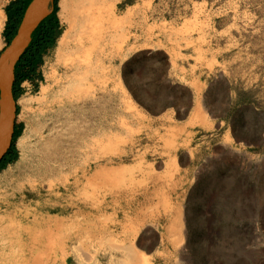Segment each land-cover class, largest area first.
Segmentation results:
<instances>
[{"label":"rangeland","instance_id":"374dc122","mask_svg":"<svg viewBox=\"0 0 264 264\" xmlns=\"http://www.w3.org/2000/svg\"><path fill=\"white\" fill-rule=\"evenodd\" d=\"M134 1L67 3L63 19L58 1L62 34L39 66L42 78L23 82L22 95L14 102L19 108L14 122L23 128L15 141L17 159L0 171V194L29 204L23 198L26 192L13 194L5 179L11 171L12 184L24 181L16 179L21 157L17 143L26 133L24 151L35 163L50 136L58 133L64 140L59 174L44 167L30 171L41 194H47L46 180L52 174L50 179L83 180L105 170L109 179V171H115L125 184L119 188L117 180L110 183L99 174L91 195L80 192L61 199L59 205L67 207L63 215L48 211L64 218V233L71 236L52 264H264V152H216L210 135L221 131L202 127L200 106L187 111L188 90L168 82L163 51L131 54L136 39L131 27L122 35L120 16L124 4ZM159 1L162 19L181 20L197 0ZM238 1L246 3L244 7L249 4L250 23L264 33V0ZM80 16L94 21L85 42V49L92 47L87 71L69 67L84 68L73 40L60 59L56 56L70 20ZM1 39L0 53L5 46ZM101 66L108 71L106 91L101 89L102 78L93 80ZM58 79L65 85L77 81L84 98L77 110L66 106L58 115L43 113V102ZM260 85L259 90L264 88ZM23 99L28 104H20ZM258 100L264 102V96ZM192 150L196 153L191 160L187 152ZM111 200L115 209L108 207ZM84 204L91 209L79 215L77 209Z\"/></svg>","mask_w":264,"mask_h":264},{"label":"crops","instance_id":"0c3cea01","mask_svg":"<svg viewBox=\"0 0 264 264\" xmlns=\"http://www.w3.org/2000/svg\"><path fill=\"white\" fill-rule=\"evenodd\" d=\"M244 4L197 0L186 18L174 20L162 19L159 0H136L120 16L122 35L131 27L136 39L131 54L163 51L168 82L188 90L187 111L200 106L202 127L221 131L210 135L218 153L264 152V33Z\"/></svg>","mask_w":264,"mask_h":264},{"label":"bare ground","instance_id":"6f19581e","mask_svg":"<svg viewBox=\"0 0 264 264\" xmlns=\"http://www.w3.org/2000/svg\"><path fill=\"white\" fill-rule=\"evenodd\" d=\"M6 1L7 0H0V48L3 44L1 33L5 22V14L1 7ZM79 1L80 0H61L59 4L60 11L58 12L59 18L63 19L64 17L65 4H77ZM51 10L52 0H36L32 4L27 13L23 34L18 43L17 50L14 52L9 64L4 61L5 58L0 62V88L2 90V98L0 101L2 113L0 119V156L6 150L12 132L14 101L12 99L10 87L13 63L28 45L32 30L51 12ZM73 19L74 20H70V25L59 39L56 56L60 59L62 53L70 46L73 40L75 41L76 50L80 54L76 56L82 58V60L78 59V61L83 62L84 68L82 64H72L69 67L73 69V71L85 70V68V71H87L90 66L88 63L91 59L89 51L92 47L85 49V42H87L88 36L93 32L92 26L94 21L91 17L84 18L82 16H80L78 20L75 18ZM73 33V39H71ZM107 72L106 67L101 66L98 72L99 74L93 78L95 81L102 78L100 85L101 89L105 91L107 89L106 83L109 80ZM83 79H85V76ZM59 81L60 79L54 82L53 86L56 89L53 87L55 90H52L51 87L50 97L44 100L42 106L43 113L47 112L52 114L55 112L58 115L60 111L66 109V106L68 107V111L73 109L77 110L78 107L76 104L78 100L81 101L84 98L83 92H81L78 83H76L77 81L67 85L63 83L64 79H62L61 83H59ZM88 85H90V82ZM20 104H28V100L23 99ZM88 114H91V111H89ZM60 136L62 135L58 133L50 136L52 139L48 142H50L51 145L47 142V144L43 146L44 152L42 151V155H39L35 163L28 161L27 154L24 151V148H26L25 144L28 141L27 134L24 133L17 143V147L21 150V157L16 167V179L19 178L24 181L18 184L19 187L17 184H12L13 180L9 179L15 175L11 174V171L5 174V179L6 183H8L7 188L13 191V194H15L14 191H16V193L26 192L23 198L29 199V207L25 205L24 202H19L20 199H17L15 195L12 196L7 193L4 195L0 194V264H15V262L20 264H28V262L34 264H52L56 261L58 252L64 245V240L71 236L64 233V218L59 217V215L51 216L48 211L61 213V215H63L67 207L60 206L59 201L67 198L69 195H75L80 192L91 195L92 193L89 192H93L96 188L95 185L97 184V180L95 179L100 176H102L100 177L102 180H110V183H113L112 180H117L119 188L125 184L124 181L117 178L115 171L108 172L109 176H111L108 179L106 177L108 174L105 170H100L97 174L98 176L100 174V176L97 177L96 175L94 179H92V177H86L83 180L80 177H75L74 180H60V177V179L58 177H56V179H50L54 174H59L61 169L59 161L62 158L64 159V156L59 153L64 141ZM86 140V145L89 143L91 145L92 140L87 138ZM74 152H78V149L75 148ZM43 167L47 173H54L49 177L47 176L49 180H46L47 194L45 195L41 194L38 189L40 184L35 183L36 180H30V171L34 174L37 172L38 168L41 169ZM25 185H27V189H25ZM112 202V200L108 202V207L115 209L116 205L115 203L112 204ZM76 208L78 207L76 206ZM90 209L91 207L88 208V206L84 204V206L82 208L79 207L77 211H79L78 213L81 215L80 213H85ZM79 231L80 229L77 232ZM79 234H81V232ZM79 234L77 237H79Z\"/></svg>","mask_w":264,"mask_h":264},{"label":"trees","instance_id":"16d2710c","mask_svg":"<svg viewBox=\"0 0 264 264\" xmlns=\"http://www.w3.org/2000/svg\"><path fill=\"white\" fill-rule=\"evenodd\" d=\"M31 1L32 0H12L4 7L6 21L1 35L5 46L2 51L14 38L25 10ZM58 1L59 0H52L51 12L34 28L30 35L28 45L24 48L14 65L11 88L14 102L22 95L21 85L23 82L32 81L34 78H42L38 72L39 66L43 63L45 54L55 48L57 39L62 34V27L57 17ZM18 109L16 105V114L18 113ZM22 128L23 125L21 123L14 122L10 146L0 159V171L17 159L18 152L15 147V141L20 136Z\"/></svg>","mask_w":264,"mask_h":264},{"label":"water","instance_id":"95a60500","mask_svg":"<svg viewBox=\"0 0 264 264\" xmlns=\"http://www.w3.org/2000/svg\"><path fill=\"white\" fill-rule=\"evenodd\" d=\"M36 0H32L30 2V4L28 5L27 9L25 10V13H24V16L21 20V23L17 29V32L14 36V38L11 40L10 44L3 50V52L1 53L0 55V62L1 60H3L4 58V61H6L8 64H9V61L10 59L12 58V56L14 55V52L17 50V46H18V43L20 41V38L22 37V34H23V29H24V24H25V21H26V17H27V13L28 11L30 10V7L32 6V4L35 2ZM34 30V29H33ZM32 30V31H33ZM32 33V32H31ZM31 35V34H30ZM23 52V51H22ZM21 52V53H22ZM20 53V54H21ZM20 54L18 55V57L15 59L14 63H13V67H12V81H11V87H10V92L12 94V82H13V70H14V65L17 61V59L19 58ZM1 98H2V90L0 88V101H1ZM13 99V97H12ZM14 101V100H13ZM1 106H0V119H1ZM14 116H15V106H14ZM13 127H14V117H13V122H12V132H13ZM12 132H11V135H10V140H11V137H12ZM10 146V142L6 148V150L8 149V147ZM6 150L3 152V154L0 156V159L3 157V155L5 154Z\"/></svg>","mask_w":264,"mask_h":264},{"label":"flooded vegetation","instance_id":"af4514ba","mask_svg":"<svg viewBox=\"0 0 264 264\" xmlns=\"http://www.w3.org/2000/svg\"><path fill=\"white\" fill-rule=\"evenodd\" d=\"M37 26V25H36ZM11 141V140H10Z\"/></svg>","mask_w":264,"mask_h":264}]
</instances>
